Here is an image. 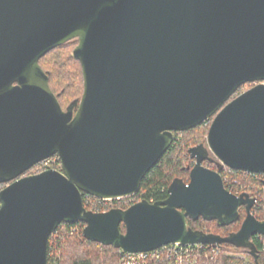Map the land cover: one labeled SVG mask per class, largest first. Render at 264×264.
<instances>
[{"label":"water","instance_id":"1","mask_svg":"<svg viewBox=\"0 0 264 264\" xmlns=\"http://www.w3.org/2000/svg\"><path fill=\"white\" fill-rule=\"evenodd\" d=\"M70 39L83 78L75 111L62 109L38 62ZM211 116L205 143L189 149L188 182L172 181L161 200L85 208L82 193L136 192L172 132ZM54 154L61 169L23 174ZM209 155L264 173V0H0V264H46L62 222L128 253L173 242L252 248L264 235L256 198L226 189L203 164ZM240 208L227 237L187 226L234 220Z\"/></svg>","mask_w":264,"mask_h":264},{"label":"trees","instance_id":"2","mask_svg":"<svg viewBox=\"0 0 264 264\" xmlns=\"http://www.w3.org/2000/svg\"><path fill=\"white\" fill-rule=\"evenodd\" d=\"M76 44V39L65 41L47 51L38 60L39 65L48 75V83L51 90L64 110L71 108L75 111L83 92L81 65L79 60L72 56V50ZM250 85L251 82L243 83L237 90H246ZM212 118L213 116L209 118L210 121H202L190 129L172 132V135L178 138L172 141L155 164L144 174L135 193V201L140 199L148 201L164 199L167 196V188L172 181L188 182L189 170L195 161L194 157H191L189 149L192 146L205 143V137ZM203 164L218 171L222 179L226 175L224 167L212 155L204 159ZM56 167L55 163H51L49 166V168ZM33 173H35L34 166L23 174ZM230 173L233 176H237L239 171ZM249 179L250 181L246 179L238 180V185L230 184L237 189L240 186H245L248 182L260 188L262 195L255 201L251 211L256 218L264 220V187H261L256 179L250 176ZM4 186L5 183H0V190ZM231 191L234 192L233 190ZM89 199V195L82 193V202L86 208H88ZM127 202H129L128 199L125 203ZM244 217L245 210L240 208L238 217L234 220L220 222L215 218L199 216L197 218H187L186 221L187 226L192 230L218 237H227L240 228ZM71 224H78L79 231L68 232L64 234L63 238L55 239L54 241V247L59 251L58 257H55L56 254L53 253L57 264H119L122 256L120 249L84 237L82 235L84 226L82 222H62L54 231L60 232L63 227H69ZM119 227L124 232V225L120 224ZM251 244L252 248L237 246L230 242H220L218 244L220 250L215 256H205L204 253L199 252L196 262L186 264H264V249L261 241L251 237ZM241 254L243 257L239 256ZM148 264H167V260L165 257H161L150 261Z\"/></svg>","mask_w":264,"mask_h":264},{"label":"built area","instance_id":"3","mask_svg":"<svg viewBox=\"0 0 264 264\" xmlns=\"http://www.w3.org/2000/svg\"><path fill=\"white\" fill-rule=\"evenodd\" d=\"M243 92V90H237L236 95ZM204 121H210L209 118L205 119ZM173 136V141L176 140L178 137L175 135ZM51 163L56 164V168L54 169H61V162L60 158L57 154H54L44 160H41L35 163L34 169L35 173L48 169ZM225 169V176L222 179L223 185L229 191L233 190L235 194H240L242 192H248L252 196L256 198V200L262 195L260 188H257L255 191V186L251 183H246L245 186H240V188H234L233 185H238L237 181L240 180H247L250 181L249 176L253 179H256L261 187H264V173H256V172H249V171H242L237 169H232L222 165ZM239 171L237 176H233L230 172ZM236 174V173H235ZM233 185H231V184ZM235 190H234V189ZM232 192V191H231ZM135 193L119 196L114 198H104V197H97L93 195H89L90 199L88 200V210L94 212H105L111 208H127L128 206L135 203ZM87 195V194H86ZM129 202L125 203L126 200ZM151 201V200H149ZM83 229V228H82ZM79 231V225L71 224L69 227H63L60 232L53 231L47 238V245H46V264H57L55 257H58L59 251L56 250L54 247L55 239H61L64 237L66 233ZM252 237L261 241L262 248L264 249V235L262 234H255ZM219 247L217 245H209V244H193V245H182L178 242L167 243L164 244L156 249L148 250V251H141V252H122V256L120 257L119 264H148L152 260H157L161 257H165L167 260V264H186V263H194L196 262V257L199 252L204 253L205 255H210V257L215 256L218 251ZM55 257H54V254Z\"/></svg>","mask_w":264,"mask_h":264},{"label":"rangeland","instance_id":"4","mask_svg":"<svg viewBox=\"0 0 264 264\" xmlns=\"http://www.w3.org/2000/svg\"><path fill=\"white\" fill-rule=\"evenodd\" d=\"M253 84H254V83H251L250 87H251ZM248 88H249V87H248ZM252 185H253V184H252ZM254 185H255V184H254ZM255 186H256V185H255ZM256 189H257V187H254V189H252V190H254V191H255ZM237 251H239V250H237ZM205 256H207V255H205ZM239 256H240V257H243V256H242V254H241V255H239Z\"/></svg>","mask_w":264,"mask_h":264},{"label":"flooded vegetation","instance_id":"5","mask_svg":"<svg viewBox=\"0 0 264 264\" xmlns=\"http://www.w3.org/2000/svg\"><path fill=\"white\" fill-rule=\"evenodd\" d=\"M204 148V151H205V147H203ZM254 197V196H253Z\"/></svg>","mask_w":264,"mask_h":264}]
</instances>
